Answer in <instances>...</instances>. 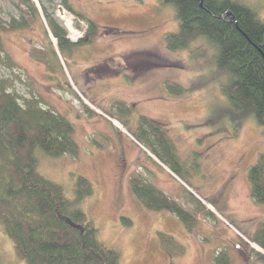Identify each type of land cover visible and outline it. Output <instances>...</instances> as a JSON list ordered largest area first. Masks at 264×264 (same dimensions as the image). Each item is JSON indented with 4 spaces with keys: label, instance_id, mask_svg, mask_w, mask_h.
Returning a JSON list of instances; mask_svg holds the SVG:
<instances>
[{
    "label": "rangeland",
    "instance_id": "1",
    "mask_svg": "<svg viewBox=\"0 0 264 264\" xmlns=\"http://www.w3.org/2000/svg\"><path fill=\"white\" fill-rule=\"evenodd\" d=\"M32 1L40 15L11 28L20 8L27 15L30 10L23 0H0L6 27L0 79L21 95V103L37 98L73 122L78 153L52 156L37 148L38 168L70 198L78 175L92 183L94 193L79 206L94 220L98 238L120 251V264H217L223 250L231 264H264L256 253L264 248L252 240L264 228V204L252 197L248 177L264 153V125L232 114L216 47L198 39L170 50L166 35L179 22L174 6L160 0H68L71 10L61 0ZM242 1L264 18V0ZM42 4L67 34L70 27L57 11H69L82 34L69 39L83 42L60 50ZM88 19L97 25L90 42ZM167 83L186 90L173 93ZM125 106L130 113L122 112ZM141 116L165 131L177 161L156 156L137 136ZM133 176L179 201L193 215V225L166 209L147 208L131 189ZM0 260L26 264L1 227Z\"/></svg>",
    "mask_w": 264,
    "mask_h": 264
},
{
    "label": "trees",
    "instance_id": "2",
    "mask_svg": "<svg viewBox=\"0 0 264 264\" xmlns=\"http://www.w3.org/2000/svg\"><path fill=\"white\" fill-rule=\"evenodd\" d=\"M61 1L68 10L73 9L68 0ZM160 1L174 6L179 22L178 30L166 35L167 47L186 48L198 39L214 45L218 70L227 76L221 87L231 103L232 114L243 119L253 117L264 125V18L242 0ZM23 3L29 8V15L20 8L21 18L12 17L11 28L27 26L34 15H40L35 2L23 0ZM42 9L60 50L83 42L81 39L72 42L44 4ZM88 23L90 42L97 33V25L91 19ZM4 28L0 21V53L4 51L1 34ZM167 88L177 94L186 90L176 83H167ZM20 97L0 79V227L13 242L17 257L26 264H120V251L98 238L94 220L79 206L86 196L94 193L92 183L78 175L75 197L70 198L61 184L38 168L37 148L52 156L78 153L73 122L41 106L37 98L27 99L23 104ZM125 107L122 112L130 113V108ZM139 127L137 136L152 146L156 156L170 162L179 159L160 125L141 116ZM248 177L252 197L264 204V153L251 166ZM130 186L147 208L166 209L188 227L193 225V215L179 201L143 177L133 176ZM123 219L131 224L130 219ZM260 231L252 240L264 248V228ZM256 253L264 261V253L258 250ZM216 262L231 264V259L223 250L216 256Z\"/></svg>",
    "mask_w": 264,
    "mask_h": 264
},
{
    "label": "built area",
    "instance_id": "3",
    "mask_svg": "<svg viewBox=\"0 0 264 264\" xmlns=\"http://www.w3.org/2000/svg\"><path fill=\"white\" fill-rule=\"evenodd\" d=\"M63 13L65 16H63ZM70 12L67 11L66 9L64 8H60L58 11H57V16L59 17H62L64 19H66V24L70 27L69 30H70V33L67 34L69 38H71L72 40H78V38H80L82 36V34L80 32H78L77 30H75V28L73 27V19L71 18V16H67ZM70 22V23H69ZM76 34L78 36V38H74Z\"/></svg>",
    "mask_w": 264,
    "mask_h": 264
},
{
    "label": "bare ground",
    "instance_id": "4",
    "mask_svg": "<svg viewBox=\"0 0 264 264\" xmlns=\"http://www.w3.org/2000/svg\"><path fill=\"white\" fill-rule=\"evenodd\" d=\"M63 16H65L64 15V13H63ZM70 23V22H69ZM75 35V37L74 38H78V36L76 35V34H74ZM67 37H68V35H67ZM69 38V37H68ZM73 42V41H72ZM259 248V247H258Z\"/></svg>",
    "mask_w": 264,
    "mask_h": 264
},
{
    "label": "water",
    "instance_id": "5",
    "mask_svg": "<svg viewBox=\"0 0 264 264\" xmlns=\"http://www.w3.org/2000/svg\"><path fill=\"white\" fill-rule=\"evenodd\" d=\"M227 14H230V12L228 11ZM84 40H87V37Z\"/></svg>",
    "mask_w": 264,
    "mask_h": 264
},
{
    "label": "flooded vegetation",
    "instance_id": "6",
    "mask_svg": "<svg viewBox=\"0 0 264 264\" xmlns=\"http://www.w3.org/2000/svg\"><path fill=\"white\" fill-rule=\"evenodd\" d=\"M88 42V41H87ZM74 43H77V42H74ZM128 114V113H127ZM146 117V116H145ZM159 125V124H158Z\"/></svg>",
    "mask_w": 264,
    "mask_h": 264
}]
</instances>
